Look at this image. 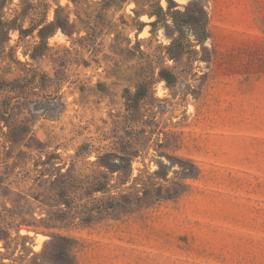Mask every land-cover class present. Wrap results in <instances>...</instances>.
<instances>
[{
    "label": "rangeland",
    "instance_id": "374dc122",
    "mask_svg": "<svg viewBox=\"0 0 264 264\" xmlns=\"http://www.w3.org/2000/svg\"><path fill=\"white\" fill-rule=\"evenodd\" d=\"M173 1L0 0V264H264V0Z\"/></svg>",
    "mask_w": 264,
    "mask_h": 264
},
{
    "label": "trees",
    "instance_id": "16d2710c",
    "mask_svg": "<svg viewBox=\"0 0 264 264\" xmlns=\"http://www.w3.org/2000/svg\"><path fill=\"white\" fill-rule=\"evenodd\" d=\"M168 1V11H172L173 8L176 6H172L171 2H174L173 0H167ZM158 9L163 11V7L160 5V3L158 4ZM177 15H182V16H186L187 15V19H186V23L191 24L192 26H194V29L196 31V36L199 40H204L206 39L207 35H208V30H207V26H208V13L206 10V5L205 2L203 0H194L192 2H190L186 8L184 13H182V11L178 10L175 11V13H173V17ZM6 22L3 21L2 18H0V29H2L4 26H6ZM178 24V23H177Z\"/></svg>",
    "mask_w": 264,
    "mask_h": 264
}]
</instances>
